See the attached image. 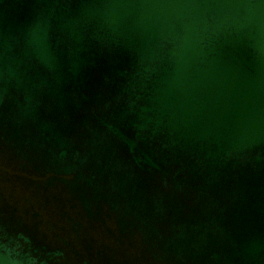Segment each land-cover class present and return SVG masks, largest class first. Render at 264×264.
<instances>
[{
  "label": "water",
  "instance_id": "obj_1",
  "mask_svg": "<svg viewBox=\"0 0 264 264\" xmlns=\"http://www.w3.org/2000/svg\"><path fill=\"white\" fill-rule=\"evenodd\" d=\"M0 264H264V0H0Z\"/></svg>",
  "mask_w": 264,
  "mask_h": 264
}]
</instances>
